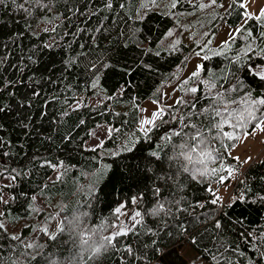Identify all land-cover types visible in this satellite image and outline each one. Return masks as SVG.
<instances>
[{
    "label": "trees",
    "instance_id": "trees-1",
    "mask_svg": "<svg viewBox=\"0 0 264 264\" xmlns=\"http://www.w3.org/2000/svg\"><path fill=\"white\" fill-rule=\"evenodd\" d=\"M170 1L111 0L112 8L105 0L0 3V264H264V157L244 166L231 154L257 129L223 124L218 132L221 118L212 114L224 107L217 93L230 109L242 108L249 91L264 96V81L247 71L264 66V29L255 19L245 23L244 8L230 9L233 0L207 9L199 0H179L175 8ZM224 21L245 32L227 49L213 46L212 37V51L205 50L211 58L201 60L200 75L181 90L191 76L184 75L189 59ZM189 29L190 44L182 40ZM247 46L252 51L245 54ZM89 97L101 102L86 103ZM181 98L191 103L177 104ZM159 108L165 111L154 125L141 123ZM101 124L111 134L85 146ZM197 130L206 144L192 139ZM228 132L240 139L219 134ZM131 133L133 145L117 150ZM201 148L214 159L201 163ZM222 166L234 170L224 181L232 179V190L213 205L227 172L196 173ZM117 232L127 234L95 252ZM184 246L195 255L186 258Z\"/></svg>",
    "mask_w": 264,
    "mask_h": 264
},
{
    "label": "snow or ice",
    "instance_id": "snow-or-ice-1",
    "mask_svg": "<svg viewBox=\"0 0 264 264\" xmlns=\"http://www.w3.org/2000/svg\"><path fill=\"white\" fill-rule=\"evenodd\" d=\"M4 0H0V3H3ZM36 2H38V0H36ZM179 2V0H173L172 2V8H175L177 3ZM210 4L211 5H215L217 4V0H210ZM240 6L242 8H246L247 5L246 4H242L239 3V0H233V3L230 4L229 8L231 9L234 6ZM106 8H112V2L111 0H105V5ZM207 5H203L201 4L200 7H206ZM222 6V5H221ZM251 19H255L257 21H260V27L262 29H264V9L260 10L259 15L256 16H252L249 15L245 12L244 14V20L245 23H247L248 20ZM97 31H99V29H97ZM245 32V29L243 27L241 28H236L233 30V32L230 34V40H226L222 43L221 47L224 49H227L229 47L230 42H234L235 39L241 35L242 33ZM169 35H171V32L169 33ZM207 35V34H206ZM251 31L248 30L247 31V36L251 37ZM261 36H264V30L261 31ZM199 43V42H198ZM211 43V40L206 41L204 44L200 45V51L196 52L195 55L200 56L203 60H209L211 57L209 55H207V52L205 51L206 49L208 51H212L211 49H209V44ZM180 41L176 40L175 44L172 46L173 50H176V45H179ZM252 48L251 46H247L246 49L244 50L245 54L247 52H251ZM203 53V55H202ZM157 55H159V53H156ZM213 54L216 55H222V52H214ZM188 58L185 57V60H187ZM241 61V57L238 55L235 59V62L237 64H239ZM104 67H107V65H104ZM241 67H243V65H241ZM203 69V65L199 64L197 65V70L191 73V76L183 81V83L180 86L181 90H184L183 85L188 84L189 80L196 78L200 75L201 70ZM92 70H98L97 66L95 64L92 65ZM247 71L249 72L250 75H252L253 77H258L261 81H264V71H256L255 69H253L250 65L247 68ZM31 79V77L29 78ZM11 86V85H9ZM95 86V85H93ZM209 90H211V88L215 87L214 84L209 83ZM236 88V86H233V88L231 89L232 91H234ZM188 92L190 93H196L198 91V89L196 87H191L189 89H187ZM209 94H211V92H209ZM39 95V93L33 91V96H37ZM215 102L217 103H222L224 104L223 108H219V107H215L212 109V114L215 117H220L221 119L214 125V127L218 130L221 129V126L223 124H228L230 125L233 129L236 128H244L245 126H247L248 124L254 123L255 127L258 130L264 131V96H257L255 98H253L251 91L247 92L245 94V97L240 101V104L243 105L242 108H236V109H230L229 107H227L226 103L223 101L222 99V94L217 93L216 96L214 97ZM177 104H188L191 103L190 101H185L183 100V98L178 99L176 101ZM235 103V102H234ZM21 106H23V102L21 103ZM193 107H195V105H192ZM5 111V108L0 107V112ZM165 109L164 108H159L157 109V111L153 112L151 119H144L143 121H141V123L143 125H154V122L156 119L162 117L163 113H164ZM207 111V110H205ZM83 123V122H81ZM145 132L149 131L150 129H142ZM111 131V130H110ZM222 134L224 137H226L229 140H238L240 139L239 136H236L234 132H228V133H219ZM246 135V133H245ZM193 140L198 139L199 142L201 144H206L207 143V139L206 136L200 131L197 130L194 135L192 136ZM182 147H188L187 144L182 145ZM130 150V149H129ZM189 151H195V149H189ZM152 155L155 157L156 153L153 152ZM180 155H183L184 158L186 160L191 161L192 157L190 155H188L187 152H182L180 153ZM214 159L213 153L205 151L203 148H201L200 150V162L204 163L205 160H212ZM236 160H239V157H235ZM251 159V157H249L247 160H245L244 162L247 163L249 160ZM185 171H188L187 168L184 169ZM219 171H226L227 172V176H219V181L220 183H224V181L226 179H229L232 177L233 175V169L231 167H227L224 168L223 166L219 169L217 168H213V169H207L204 168L203 170H197V175L201 176V177H205V176H209L211 175H216ZM196 176H193V179H195ZM157 193L160 192V189H156L155 190ZM209 192H212L213 189L209 188L208 189ZM136 198H133V201H135ZM264 199V198H262ZM211 204L213 205H217L220 203V198L219 197H215L210 201ZM203 206V205H200ZM164 205L158 204L157 207L155 209L152 210V214H158L159 211L163 210ZM116 212L119 213L120 212V208L116 209ZM141 213L140 212H136L135 215L132 217V219L134 221H136V223H139V220H136L137 217H140ZM216 228H220L221 224L219 221H216L215 224ZM126 232H117V233H113L111 236H107L104 238L105 240V244L102 245L101 247L97 248L95 250L96 253H99L102 249H104L105 247H107L108 245H112L113 240L115 239L116 236L118 235H126ZM12 239H18V237L13 236ZM193 243H195V241L193 240ZM28 247H32L31 245H28ZM128 251L130 252L131 249L129 248ZM260 256L262 258H264V252H260Z\"/></svg>",
    "mask_w": 264,
    "mask_h": 264
},
{
    "label": "rangeland",
    "instance_id": "rangeland-1",
    "mask_svg": "<svg viewBox=\"0 0 264 264\" xmlns=\"http://www.w3.org/2000/svg\"><path fill=\"white\" fill-rule=\"evenodd\" d=\"M191 1H194V0H191ZM227 1L228 0H221V2L223 4H225ZM171 2L172 1L168 2L167 6ZM241 3L247 5V7L245 8L246 9V13L247 14H252L254 16L259 15L260 10L264 9V0H242ZM199 4L200 5L201 4L207 5L206 7H202V9H207L208 6L211 5L210 4V0H199ZM214 25H215V21H212L211 23H206L203 33H205L206 31H208L210 29H212V27ZM234 29H236V28L230 26L225 21L222 22V23H219L217 25V30L210 32L211 35H210L209 40H211V38L213 37L211 44L213 46H218L219 44L223 43L228 38H230V34L233 32ZM192 39H193V36H192V30L191 29L186 30L185 32H183L182 40H184L185 43H189L190 44L192 42ZM201 60H202V58L200 56H197V55L192 56L189 59V61H188V66L185 68V74L184 75H187V74L192 73L193 71H195L197 69V65L201 64ZM252 68L255 69L258 72L259 71H264V66L255 65ZM99 102H101V100H100V98H97V97H89L86 100V103H89V104H96V103H99ZM144 113H148V111L144 110L143 114ZM110 130H111V126L109 124H101V125H99L96 129L91 131L89 139L85 142V146L90 147V146L101 145L102 141L104 139H106L111 134ZM263 132L264 131L256 130V134H258V135H261ZM128 138L129 139L124 144V146L123 147H118L117 150L118 149H124V148H130L133 145V143L135 142V137H134L133 133H131L128 136ZM250 139H252V137ZM243 147L245 149H247V150L252 151V149L249 147L247 142H246L245 145H243ZM255 154H257V156L256 157L252 156V160L254 158H259V157L264 155V144L258 143L257 152ZM107 168H108V166L106 164L100 171L95 173L96 174L95 175V181L96 182H99L100 180L103 179V177H104V175H105V173L107 171ZM4 180H6V179H4ZM228 191H229V188L225 187L221 191L218 192L217 196L221 200H225L227 195H228ZM129 214H130V211H128L126 217H124V218H127ZM56 224H58V222H56ZM57 228H58V226L55 228V230ZM182 253L184 254V256L186 258H191V257H193L195 255L194 252H192V250L189 249V247H187V246L183 247ZM198 264H206V263L199 262Z\"/></svg>",
    "mask_w": 264,
    "mask_h": 264
},
{
    "label": "crops",
    "instance_id": "crops-1",
    "mask_svg": "<svg viewBox=\"0 0 264 264\" xmlns=\"http://www.w3.org/2000/svg\"><path fill=\"white\" fill-rule=\"evenodd\" d=\"M245 9V8H244ZM245 12H246V9H245ZM249 15H252V14H249ZM254 16V15H253ZM184 41V40H183ZM257 129V128H256ZM258 130V129H257ZM264 133V132H263ZM252 137V139H250ZM258 135L256 134V130H253L251 131L250 133H247L246 135H244L239 143L232 148L231 150V154L233 155V157H239V161L242 162L243 165H246L249 163V161L247 163H245L244 161L247 160L249 157H251L252 159V156L255 155V153L257 152V146H258V143H261L263 140H264V136L262 137L261 140L258 139ZM246 142L248 143L249 147L252 149V151L250 150H247L243 147V145L246 144ZM264 156V155H263ZM250 159V160H251ZM223 188V186H221L219 188V191H221Z\"/></svg>",
    "mask_w": 264,
    "mask_h": 264
},
{
    "label": "bare ground",
    "instance_id": "bare-ground-1",
    "mask_svg": "<svg viewBox=\"0 0 264 264\" xmlns=\"http://www.w3.org/2000/svg\"><path fill=\"white\" fill-rule=\"evenodd\" d=\"M164 46V45H163ZM165 47V46H164ZM97 81V80H96ZM93 82V81H92ZM90 83V82H89ZM90 114V113H89ZM52 141V140H51Z\"/></svg>",
    "mask_w": 264,
    "mask_h": 264
}]
</instances>
